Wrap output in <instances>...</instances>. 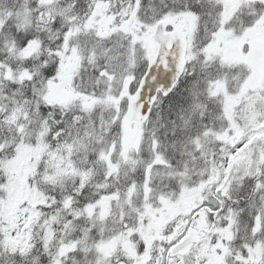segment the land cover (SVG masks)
Wrapping results in <instances>:
<instances>
[{"label":"snow or ice","instance_id":"1","mask_svg":"<svg viewBox=\"0 0 264 264\" xmlns=\"http://www.w3.org/2000/svg\"><path fill=\"white\" fill-rule=\"evenodd\" d=\"M0 264H264V0H0Z\"/></svg>","mask_w":264,"mask_h":264}]
</instances>
